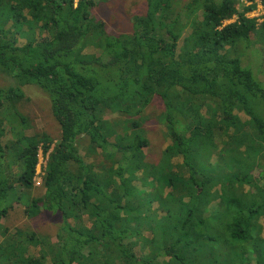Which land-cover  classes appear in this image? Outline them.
<instances>
[{
	"label": "trees",
	"instance_id": "trees-1",
	"mask_svg": "<svg viewBox=\"0 0 264 264\" xmlns=\"http://www.w3.org/2000/svg\"><path fill=\"white\" fill-rule=\"evenodd\" d=\"M104 1L0 0V264H264V20L247 16L264 0H137L116 31L95 16ZM24 85L57 143L40 123L26 133ZM152 118L168 141L157 163L144 161ZM16 204L60 216L55 241L9 223ZM40 243L50 257L28 254Z\"/></svg>",
	"mask_w": 264,
	"mask_h": 264
},
{
	"label": "rangeland",
	"instance_id": "rangeland-1",
	"mask_svg": "<svg viewBox=\"0 0 264 264\" xmlns=\"http://www.w3.org/2000/svg\"><path fill=\"white\" fill-rule=\"evenodd\" d=\"M144 1L145 0H141L142 4H144ZM248 5H249V3H248ZM138 6H139V1H137V0H107V1H104V3H100L96 6L97 8L95 9V16L108 23L107 29L109 31H116V25L118 22H121V19L125 20V22H128L129 18H131L135 13L140 12V9H138ZM247 16L252 17V18H256L257 22L260 23L264 20V8H261V6L258 5L255 10L247 12ZM234 20H235V18L233 17V19L226 21L225 24L233 22ZM118 28L121 29V27H118ZM252 40H253V38H252ZM256 48H258V47H256ZM259 49L262 51L261 48H259ZM256 64L257 63H255V60H254L252 54H249V55L243 57V59H242V65L243 66L254 68L256 66ZM260 74H264V73L256 72V76L258 75V77L261 78V80H263L264 75L262 76ZM6 82H7L6 79L3 76H0V86ZM21 87H22L21 89L23 90L25 95L28 96L29 98H31V100L25 104L24 110L29 115V118L32 120L33 126H31V128L28 129V131L26 133L32 134L33 131H41L40 128L34 127L37 123H40L44 128L49 129L48 130L49 137L52 138L53 140H55V143H56L58 141V138H59V131L52 127L54 120L52 119L51 116H48L46 118H42L43 115H45L47 113L49 114V109L48 108H45V109L40 108V105L42 104V101H43L41 91L36 89L35 86L32 87V86L24 85ZM156 99H157L156 97L152 98L150 103L146 107L147 111H145V113L147 112V115L149 117H150L149 114H154L156 117L160 115L159 105L157 103L158 99H157V101H156ZM235 113L239 116V118L242 121H245L248 119V117L243 112L236 111ZM120 120L122 121V125L120 123V127H121L120 130H124L125 127H127L126 118L124 121V119L120 117ZM153 121H154L153 118L151 120H149V119L144 120V125H145L144 130L147 131L148 139L152 140V144H151L152 148L148 149L147 147H145L143 149V151L145 152L144 161L147 163H157V158L159 156L160 150L162 148H165V146L168 144V141H166L165 139H164L165 142L162 143L161 138L163 136H160V141L156 138V134L152 130H160V129L154 123H149V122H153ZM2 141L4 142L5 139H2ZM85 143L87 144L86 141H85ZM148 151L149 152L152 151V152L150 154H147L146 152H148ZM99 156H100V153L98 151V157ZM39 159H42L41 155L39 156ZM84 159L87 160V162L92 161L90 158H87V156H84ZM44 166H45V163L42 162V167L44 168ZM41 174H43V169L41 170ZM40 176L41 175H38L36 177L35 184H34L35 186L33 189H29V191L27 192V197L33 198L37 195L40 196L43 193V191L40 187V182H41ZM246 189L249 190V186L246 187ZM22 192H23V190H22ZM19 205L20 204L13 205V207H14L13 210L8 211V213H7L8 214V220L7 221L10 223V220H13L15 226L19 222V224H20L19 227L22 230H24V228H26V229L35 230V231H39V230L45 231V232H43V235H41V236H46L48 234L49 237H51L52 240L55 241L54 233H56V230L57 229L59 230L63 224L61 217L56 216L52 213L42 212L41 214L37 215V217H35V218H28L27 219L26 216L21 213L22 207H19L20 211L18 209H15ZM154 208H157L156 203L152 209L155 210ZM156 214L158 216H161L163 213L157 211ZM86 224L88 225V223H86ZM14 232H15V228L11 229L8 233L13 234ZM144 236L145 237H151L152 235L150 232H146V233H144ZM158 236H160V235H158ZM8 240H9V237H2V235L0 234V242H7ZM170 244H171V242H170ZM180 249H181L182 253H184L187 257L190 258V254H192L191 253L192 247H185L184 244L182 243L180 246ZM38 252H40V253L43 252L46 256L50 257V255L48 253V247L44 246L42 243H40V245L38 247L31 248L29 250L28 254L31 255L32 257H35ZM134 252L136 255L144 254L143 253V247L142 246L141 247H139V246L135 247ZM149 252H150L149 255L153 254V250H151ZM168 259L169 258L167 256H163V257L158 258L159 262H161V263L167 262Z\"/></svg>",
	"mask_w": 264,
	"mask_h": 264
},
{
	"label": "clouds",
	"instance_id": "clouds-1",
	"mask_svg": "<svg viewBox=\"0 0 264 264\" xmlns=\"http://www.w3.org/2000/svg\"><path fill=\"white\" fill-rule=\"evenodd\" d=\"M165 126V125H164ZM126 128V127H125ZM121 131V130H120ZM58 142V141H57ZM56 142V143H57ZM53 144H55V140L53 141ZM98 152V151H97ZM41 155V154H40ZM39 155V156H40ZM41 158L42 159H39V162H38V165H37V169H36V175H35V178H34V184H35V179H36V177L38 176V175H41L40 177H41V180H42V177H43V175H44V171H43V174H41V170L43 169H45V166H44V168L42 167V162H44L45 163V165H46V158L45 159H43V157H42V155H41ZM41 183V182H40ZM149 253V252H148ZM148 253H146L145 255H147ZM161 257V255H159L158 256V258H160ZM158 258L156 259L157 260V263H159V264H162L161 262H159V260H158Z\"/></svg>",
	"mask_w": 264,
	"mask_h": 264
}]
</instances>
